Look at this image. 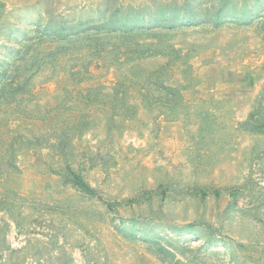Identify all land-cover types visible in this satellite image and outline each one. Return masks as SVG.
Segmentation results:
<instances>
[{"label":"rangeland","instance_id":"374dc122","mask_svg":"<svg viewBox=\"0 0 264 264\" xmlns=\"http://www.w3.org/2000/svg\"><path fill=\"white\" fill-rule=\"evenodd\" d=\"M0 86V264H264V0H0Z\"/></svg>","mask_w":264,"mask_h":264},{"label":"trees","instance_id":"16d2710c","mask_svg":"<svg viewBox=\"0 0 264 264\" xmlns=\"http://www.w3.org/2000/svg\"><path fill=\"white\" fill-rule=\"evenodd\" d=\"M1 83H2L1 86L5 87L7 84H11V80L6 78L5 80H2ZM73 179H74V183L78 187L86 190L88 193H93V189L88 184H86L78 175H76V174L73 175Z\"/></svg>","mask_w":264,"mask_h":264}]
</instances>
